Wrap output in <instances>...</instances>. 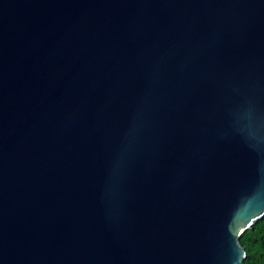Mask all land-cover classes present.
I'll return each mask as SVG.
<instances>
[{
    "label": "water",
    "instance_id": "1",
    "mask_svg": "<svg viewBox=\"0 0 264 264\" xmlns=\"http://www.w3.org/2000/svg\"><path fill=\"white\" fill-rule=\"evenodd\" d=\"M264 218V0H0V264H243Z\"/></svg>",
    "mask_w": 264,
    "mask_h": 264
},
{
    "label": "trees",
    "instance_id": "2",
    "mask_svg": "<svg viewBox=\"0 0 264 264\" xmlns=\"http://www.w3.org/2000/svg\"><path fill=\"white\" fill-rule=\"evenodd\" d=\"M240 244L246 255L243 264H264V218L241 236Z\"/></svg>",
    "mask_w": 264,
    "mask_h": 264
}]
</instances>
